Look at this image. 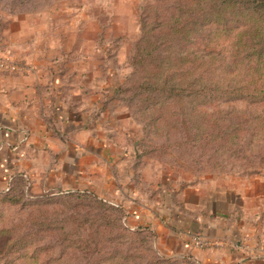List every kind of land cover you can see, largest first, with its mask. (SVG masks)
Segmentation results:
<instances>
[{
    "label": "rangeland",
    "instance_id": "1",
    "mask_svg": "<svg viewBox=\"0 0 264 264\" xmlns=\"http://www.w3.org/2000/svg\"><path fill=\"white\" fill-rule=\"evenodd\" d=\"M212 1L0 0V25L23 17L29 38L36 29L29 50L54 49L58 73L57 60H69L74 90L111 110L135 143V184L156 199L203 180L246 188L264 178V67L234 63L228 11L215 5L220 27L200 29L197 14ZM22 50L0 48L17 67L1 72L35 68L14 59ZM145 162L160 182L143 175ZM182 258L125 230L93 197L35 196L20 185L0 194V264H193Z\"/></svg>",
    "mask_w": 264,
    "mask_h": 264
},
{
    "label": "crops",
    "instance_id": "2",
    "mask_svg": "<svg viewBox=\"0 0 264 264\" xmlns=\"http://www.w3.org/2000/svg\"><path fill=\"white\" fill-rule=\"evenodd\" d=\"M7 20L8 25H0V48L6 52L22 46V58L14 59L35 68L0 72L2 185L20 174L35 196L89 189L123 205L131 226L152 228L156 249L163 255L192 257L199 264H264V178L246 188L203 180L148 198L135 184V143L121 131L111 110L99 101L95 104L83 89L74 90L78 81L76 76L67 79L69 60H57L58 73L49 55L54 49H28L36 29L31 28L29 38L23 17ZM80 79L85 82L84 72ZM145 163L143 175L160 182L161 174L152 173ZM196 235L215 245L195 247Z\"/></svg>",
    "mask_w": 264,
    "mask_h": 264
},
{
    "label": "trees",
    "instance_id": "3",
    "mask_svg": "<svg viewBox=\"0 0 264 264\" xmlns=\"http://www.w3.org/2000/svg\"><path fill=\"white\" fill-rule=\"evenodd\" d=\"M200 0V4L202 5ZM217 7V11L229 12V19L231 21L230 25L226 24L227 29L234 32L232 34V42L236 49L233 53L234 63H237L240 58L249 60L248 62L254 63V65L264 67V0H213L212 4L209 3L203 6L202 11L197 14V19L201 21L200 29L204 30L209 24L218 25L220 27V18L219 16L224 13H213L214 7ZM228 15V14H227ZM216 17L218 20L215 21L212 18ZM241 34L238 35L236 30L241 29ZM210 55L208 54V57ZM247 63L248 68L252 71L254 65ZM255 73H259V69L255 70ZM261 93L264 91L261 90ZM261 102H264V97L261 99ZM22 186L26 191L28 187V181L24 175H15L12 178V181L7 185H2L0 183V194H10L17 187ZM28 192V191H27ZM52 196L59 195H87L97 199L101 206L115 211L118 216L120 225L127 231L133 233H143L147 232L154 237V231L149 226H131L127 218V210L121 204H116L111 202L96 193L92 192L89 189H72V190H50L45 192ZM19 201V200H17ZM176 259V258H174ZM183 261H191L193 264H199L192 257H184Z\"/></svg>",
    "mask_w": 264,
    "mask_h": 264
},
{
    "label": "built area",
    "instance_id": "4",
    "mask_svg": "<svg viewBox=\"0 0 264 264\" xmlns=\"http://www.w3.org/2000/svg\"><path fill=\"white\" fill-rule=\"evenodd\" d=\"M16 68L15 63L11 62L9 58L0 55V72L4 70L14 71ZM192 243L198 248H211L215 245V242L199 235L192 238Z\"/></svg>",
    "mask_w": 264,
    "mask_h": 264
}]
</instances>
